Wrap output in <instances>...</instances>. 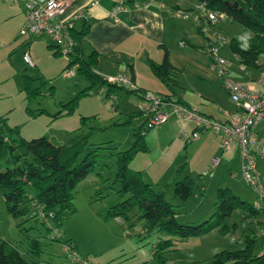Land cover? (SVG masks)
<instances>
[{"label":"rangeland","instance_id":"rangeland-1","mask_svg":"<svg viewBox=\"0 0 264 264\" xmlns=\"http://www.w3.org/2000/svg\"><path fill=\"white\" fill-rule=\"evenodd\" d=\"M190 1H193L190 8L198 5L194 0ZM186 13L187 17H180L186 22L187 30L178 35L174 44L173 39L167 41L170 61L179 73L177 85L173 86L174 94L180 96L187 106L222 120V113L234 110V102L210 68L209 47H216L218 56L229 65L232 63V74H243L244 79L251 77L248 83L245 80L238 82L242 85H256L259 73L264 72V52L257 58L261 65L259 69L245 67L241 72L236 68L237 62L228 42L234 39L240 48H247L250 30L222 17L213 22L211 28L203 19L199 33L195 28L196 8L195 12L186 10ZM10 24L0 22V117L4 125L15 128L25 139L43 136L55 145H65L73 138H84L86 145L76 160L89 150H95L97 155L93 169L73 189V212L65 213L56 230L47 231L38 224L37 229H28L35 223L30 215L37 214L40 218L38 208L29 206L27 215L14 217L7 211L0 195V239L20 249L26 245L25 229H28V236L40 234L41 255L56 263H61L65 255L63 243L51 239L56 232L61 240H73L78 254L89 257L93 264H137L144 260L146 264H155L151 259L153 247L158 240L166 238L172 239L175 245L166 253L165 264H206L220 250L243 248L247 238H253L254 252L259 251L263 234L257 221H263L264 214L251 216L240 208H235L225 219L228 226L235 224L228 233L220 234L213 229L204 235L184 239L155 229L143 233V219L135 207L125 210L126 218L107 217V208L128 196L125 192H117L120 183L114 178L115 156L109 154L131 148L138 130L143 132V141L140 139L137 147L144 144L145 149L135 151L126 167L137 171L141 181L161 194L162 200L171 206L178 224L194 225L208 219L215 209L218 187L229 188L248 204L261 205L264 202L260 201L255 188L242 178L238 150L223 151L217 144L214 131L205 130L197 138L188 139L191 124L170 114L172 110L168 106L161 110L170 115L146 128V123L142 125L145 115L138 114L143 104L140 96L124 89H116L114 94L106 96L104 91L99 92L97 85L85 90L88 83L76 72L75 66L65 68L68 57L60 53L54 55L52 49L46 47L50 42L48 37H33L29 42L28 55L33 66H28L22 59L27 46L26 36L17 35L8 43ZM212 30L217 31L224 42L219 43ZM182 38L189 45L181 50L177 44H182ZM154 46L142 47L135 55L134 66L142 81L139 87L158 94V91L167 89L148 67L146 57L155 56ZM25 81L37 91L34 95L27 96ZM135 87L138 88L137 84ZM82 90L86 92L77 97L73 110L54 118L59 110H65L62 104ZM80 116L85 117L81 123ZM255 127L256 138H263L264 118ZM255 170L258 175L264 173V163L259 159H256ZM186 175L191 180L192 193L182 201L174 195L172 183Z\"/></svg>","mask_w":264,"mask_h":264},{"label":"trees","instance_id":"trees-1","mask_svg":"<svg viewBox=\"0 0 264 264\" xmlns=\"http://www.w3.org/2000/svg\"><path fill=\"white\" fill-rule=\"evenodd\" d=\"M138 1L122 0V3L129 7ZM194 1L209 11L222 13L226 19L250 30L251 36L247 48H240L234 39L229 40L228 47L239 64L258 68L260 63L257 58L264 52V0ZM189 10L195 12V8ZM196 21L197 31L201 33L199 23L202 20ZM87 30L86 20L81 22L78 29H71V36L75 44L65 68L71 65L75 66L76 72L88 83L85 90L97 85L104 86V95L106 96L114 94L116 89H124L126 92H132L141 97V92L144 90L127 89L123 86L109 84L94 69L97 53L90 50L85 55L80 45ZM50 44L48 47L52 49V54H58L55 45ZM148 64L153 75L171 90L172 84H174L172 79L174 74L173 68L166 58V52L164 51L161 61L149 60ZM24 84V89L28 90L27 96L37 92L34 88H30L27 81ZM85 92L82 90L63 103L65 110H59L54 118L69 114L74 108L77 97ZM158 94L172 96L171 94ZM176 100L180 102L178 99ZM140 113L139 110L138 114ZM83 118L85 117H79L80 123ZM142 136L143 132L136 131L131 148L109 154L115 156L114 178L120 183L117 192H125L128 196L124 200L110 205L106 210L107 217L126 218L125 210L135 207L139 213L138 216L143 219V233L155 229L178 239H184L204 235L213 229H216L220 234L228 233L235 224L228 226L225 219L235 208L243 209L247 215L251 216L259 213L264 214V204L256 206L245 203L229 188L218 187L216 189L217 200L214 203L215 209L208 219L194 225L178 224L174 220L171 206L162 200L161 194L152 190L148 183L141 181L137 171H130L126 167V163L132 158L135 151L145 149L144 144L140 148L137 147V142L140 139L143 141ZM85 145L84 138L70 139L65 145L52 144L43 136L25 139L18 134L15 128L5 126L3 118L0 117V195L9 214L14 217H23L29 212V206H35L38 208L40 218L37 217V214L30 215L29 218L35 223L28 229L35 230L38 224L47 231L56 230L65 213L73 212L71 201L77 182L93 169L94 157L97 155L95 150L87 151L80 160H76ZM172 184L174 195L182 201L192 193L191 180L187 175L175 180ZM257 222L260 223L263 234L262 245L258 252H254L253 238H247L243 248L220 250L214 253L206 264H264V220ZM28 229H25L26 245L23 248L18 249L10 242L0 239V264H65V255L61 263L53 262L49 257H43L41 255L42 241L40 240L42 236L40 234L28 236ZM58 235L56 232L51 239L61 241L64 246L76 251L73 240H61ZM174 245L170 238L158 240L153 247L151 259L155 264H165L167 260L165 255L173 249ZM137 264H146V261Z\"/></svg>","mask_w":264,"mask_h":264},{"label":"built area","instance_id":"built-area-1","mask_svg":"<svg viewBox=\"0 0 264 264\" xmlns=\"http://www.w3.org/2000/svg\"><path fill=\"white\" fill-rule=\"evenodd\" d=\"M7 1L17 3L19 0ZM22 2L24 20L18 33L20 35L27 33L31 37L46 36L60 54L70 59L69 55L75 44L71 36V29L74 28L77 21L87 19L88 10L81 8L70 13L66 18H60L67 7L65 0H44L42 2L22 0ZM122 8H125V5L119 1L112 6L109 14L115 18V14ZM195 8L197 11L195 19L206 20L209 28L213 22L224 17L222 13L209 11L201 4ZM178 15L187 17L186 11H181ZM199 24L202 30V25ZM212 33L219 43L224 42L223 37L217 31L212 30ZM207 54L210 68L219 77L220 85L234 102V110L231 113H224L225 118L219 120L200 112L197 108L178 102L173 96L167 97L143 91L141 92L143 104L140 107V112L145 115L144 125L146 123V128H149L153 124L165 120L170 114H175L181 120L191 124L192 131L187 136L190 140L197 138L202 131H214L223 151H230L233 147L238 150L242 178L255 188L260 201L264 202V173L258 175L255 170L256 159L264 163V137L257 139L255 135L256 124L264 118V72L259 73L256 85H242L228 76L227 62L218 56L216 47L210 46ZM22 59L28 66H33L26 51L23 52ZM67 73L70 72L67 71ZM101 76L109 84L123 86L127 89H137L125 73ZM104 90V86L99 87L100 93H103ZM165 106L171 107L170 114L161 110ZM63 248L65 264H93L89 257L81 256L77 251L68 249L67 246Z\"/></svg>","mask_w":264,"mask_h":264},{"label":"crops","instance_id":"crops-1","mask_svg":"<svg viewBox=\"0 0 264 264\" xmlns=\"http://www.w3.org/2000/svg\"><path fill=\"white\" fill-rule=\"evenodd\" d=\"M37 1L42 2L44 0ZM65 1L67 3V7L63 15L60 16V18H66L70 13L81 8H86L88 10L89 14L86 19V22L88 23V30L86 34L82 37L80 45L82 48V52L85 55L90 50H94L97 53V60L94 69L100 75H114L119 73H125L126 75H128V77L134 84H137L139 89L147 90V88L139 87L142 81L135 73L134 60L135 55L138 54L139 50L142 47L151 48L152 44L153 46L154 44H156V46H154L156 50L154 52L155 56H147L146 59L148 61L152 60L155 62H159L162 60L165 51L166 58L169 64L172 66L174 74L172 75L174 84H172L171 90L159 81L163 85V87L167 89V91L164 89L158 91V93L171 94L180 102L187 105V103L183 99H181L180 96L174 94L173 86L177 85L176 83L179 73L176 65H174L170 61V49L167 41L169 39H173L172 43L174 44V41H176L178 35H181L180 33L187 30L186 22L181 18L182 16L180 17V15L177 14H179L178 11L189 10L190 6L193 5V1L139 0L135 4L129 7L125 6V8H122L120 11H118L115 14V18H113L109 14V10L112 8L113 5L122 0ZM23 20L24 7L22 0H19L17 3H11L7 0H0V22L6 21L11 23L10 29L8 28L9 30L7 33V35L9 36L8 43H11V41L15 40L17 35L26 36V39L24 41L27 45L26 51L27 53H29L28 44L33 37L28 36L29 34L27 33L23 35H20L18 33L19 29L23 25ZM81 22V20L77 21V24L74 25V29H78ZM180 40L182 44H177V46L181 50L182 48H184V46L189 45L188 41L184 38ZM49 44L50 42L47 43L46 47H48ZM235 59L237 62V70L241 72L244 71L245 67L247 66L239 64L236 57ZM230 65L228 62V76L240 83H242L243 80H245V82L247 83L249 82L248 80H250L251 77L244 79L243 74L241 75L236 72L232 74V70H230ZM260 67L261 65L259 64L258 68L253 69H259ZM137 81H139V83ZM207 115L214 118L212 114ZM224 118L225 115L224 113H222L221 119L223 120ZM216 139L218 140L217 137ZM217 144L219 146V141ZM215 147L216 152H218V147L216 145ZM235 150L237 149L233 147L232 151L235 152ZM129 264H134V262Z\"/></svg>","mask_w":264,"mask_h":264}]
</instances>
